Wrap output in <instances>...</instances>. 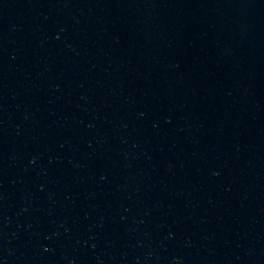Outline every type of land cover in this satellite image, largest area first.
Here are the masks:
<instances>
[{
  "label": "water",
  "instance_id": "obj_1",
  "mask_svg": "<svg viewBox=\"0 0 264 264\" xmlns=\"http://www.w3.org/2000/svg\"><path fill=\"white\" fill-rule=\"evenodd\" d=\"M0 264H264V0H0Z\"/></svg>",
  "mask_w": 264,
  "mask_h": 264
}]
</instances>
